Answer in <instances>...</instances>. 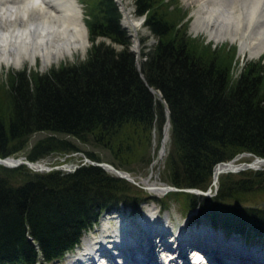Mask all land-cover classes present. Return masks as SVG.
<instances>
[{
	"label": "trees",
	"instance_id": "1",
	"mask_svg": "<svg viewBox=\"0 0 264 264\" xmlns=\"http://www.w3.org/2000/svg\"><path fill=\"white\" fill-rule=\"evenodd\" d=\"M80 1L91 43L86 58L44 73L8 72L0 83V157L37 161L77 150L61 134L107 150L110 162L129 172L133 162H151L152 130L165 124L166 105V184L206 191L218 162L242 152L264 157L261 62H246L234 77L235 50L188 34L177 24L183 14L170 8V0H132L135 14L145 15L144 26L155 39L141 53L145 59L138 70L116 3ZM39 132L49 135L24 151L29 136ZM263 186L264 170H246L219 176L211 198L170 192L157 200L141 192L136 196L134 186L96 165L71 172L0 165V264H52L78 245L103 212L123 205L139 215V206L149 200L161 211L177 204L184 215L197 208L198 217L214 228L263 240L264 207L244 205Z\"/></svg>",
	"mask_w": 264,
	"mask_h": 264
},
{
	"label": "bare ground",
	"instance_id": "2",
	"mask_svg": "<svg viewBox=\"0 0 264 264\" xmlns=\"http://www.w3.org/2000/svg\"><path fill=\"white\" fill-rule=\"evenodd\" d=\"M186 4L190 7L198 5L193 31H206L208 37L215 41L237 42L240 52L248 51L250 56H259L264 52V0H187ZM15 5L17 10L12 14L15 19H8L6 14L5 19L0 22V67L5 65L19 68L24 63L32 67L37 66L39 60L40 69H45L66 57H72L76 52L86 51L87 30L76 1L15 0ZM123 13H126L125 9ZM123 23L132 32L134 49L139 58L136 37L142 20L125 18ZM167 134L166 130L165 136L163 135L164 146L151 161L152 170L159 165L164 155ZM152 175L150 172L147 179L142 181L145 184L143 186L149 187L150 191L147 193L154 195L153 197H165L167 193L160 189V182L149 183ZM151 203L153 202L144 206ZM152 210L146 206L144 213L134 218L133 221L142 230H136L129 225L130 222H117L114 213L108 215L109 222L116 221L114 231L110 232L111 227L100 222L97 226L100 228V235L96 237L93 233L96 230H93L89 236H83L82 244L67 256L68 264H113L112 256L115 264H152L153 261L159 264L178 263L174 262L175 259L182 260L183 264H203L195 250L203 252L211 264H264V255L256 250L243 248L240 241L233 238L236 236L229 238V241L223 240L220 235L213 233L212 227L211 230L207 226L195 231L183 230V226L172 233L171 223L164 219L161 225L157 213ZM195 213L199 215L198 209H195ZM156 221L158 225L155 224ZM164 238L177 244L173 253L167 251L169 245L165 244ZM163 251H167L169 255L164 262L161 260L165 257L162 255ZM187 251L192 252L190 260L186 257ZM201 259L204 260L202 257Z\"/></svg>",
	"mask_w": 264,
	"mask_h": 264
},
{
	"label": "rangeland",
	"instance_id": "3",
	"mask_svg": "<svg viewBox=\"0 0 264 264\" xmlns=\"http://www.w3.org/2000/svg\"><path fill=\"white\" fill-rule=\"evenodd\" d=\"M74 1H76L78 7L81 8L80 10H81L82 19H83L84 18L83 6L81 4V1L80 0H74ZM122 1H123L124 6H122L123 8L121 7V10L122 9L126 10V13H124V19L128 18V19H133V20H138L139 21L140 18L133 14L134 9H133V5H132L131 1L130 0H122ZM169 2H170V8H172L174 10L178 9L179 14L180 15L183 14V18L181 20H178L177 24L179 26H185L188 34H190L191 36L198 37L201 41H203L204 44L213 42L214 44H212V45H216L217 47H220V45L223 44L222 42H225V44H224L226 46L225 49L230 48V49H234L235 50V54H236L235 55V59H236V61L232 62V67H231L232 68V74H233L234 77L238 76V74L242 71V68L245 66L246 62H248V61L253 60V61H256V62H261L264 65V52L261 53L259 56H250L248 51L240 52L239 45H238L237 42H231L230 40H223V41H219L218 40V41H215L214 39H210L208 37L209 35H208V32H206V31H198V32L193 31L192 26H193L194 18L196 16V14H195L196 11L195 10H197L198 5L190 7V6H188L186 4L187 0H170ZM175 5L177 7H175ZM122 12H123V10H122ZM124 19H122V23H123ZM83 23H84V20H83ZM123 25H124V23H123ZM125 29L129 31V29H127V28H125ZM131 34H132V32H131ZM138 35H139V41H138ZM136 40H137V43H138L139 52H140V50L148 51L149 48L154 44V41H155L153 36L149 33V31L147 30V28L143 24H141V28L138 30V34H137ZM210 41H212V42H210ZM105 42L108 43L109 41H105ZM88 46H89V42H88ZM133 47H134V45H133ZM137 57H138V55H137ZM85 58H86V51L84 53L76 52V53L73 54L72 57H70V58L66 57V58L60 60V62L58 64L57 63H53V64L47 66L45 69H40V61L39 60H37V66H32L30 68H28L29 66L26 63H24L19 68H15V67H12V66H8L7 67V66L3 65L2 67H0V83L1 82L3 83V82L6 81L7 74H8L7 71L8 70H21V69L26 68L27 71H29L28 69H34V70H37L39 73H44L50 67H58L61 64V62L72 63V62H75V61L84 60ZM137 59H138V62H140L141 56H140V59L139 58H137ZM137 65L139 66L140 63H137ZM154 96L156 98L158 97L156 92H154ZM48 135H49L48 132H39V133L32 134L31 136H29V138H28V140H27V142L25 144L24 151L26 149H30L31 146L37 140H39L41 138H44V137H46ZM151 135H152V144H151V151H150V160L153 162V159L155 157H157L158 151L160 149V143H161V140L163 138L162 129L159 130L157 128V126H155V128H153V130H152V134ZM58 136L59 137H66L69 140H71V142L73 144H75L77 150L72 151V152L50 153L49 155H47L45 158H43L41 160L46 165L52 166V165H59V164H68V165L80 164V163L85 162L84 161L85 157H88L86 152L93 153L96 157H98L100 159L99 161H104V162L111 163L110 162L111 155L109 154V152L107 150L102 149L100 147H97L95 145L89 144V143L81 142L80 140L75 139V138H73L71 136H65V135H61V134H58ZM168 149L169 148H168V139H167V141L165 143V152H164V155L161 157L158 166L154 167V169L152 170L153 164L151 162H149L147 164H145L143 162H139V161L138 162H133V165L131 166V171H129V173L132 176L134 175V177H136V181H139L140 179H147L149 173L152 172L153 173L152 179L149 180V183L154 182V181H156L157 183H159V182L160 183H165L163 181V179H164V175H163V172H164V158H165V156H166V154L168 152ZM249 160H250L249 157H243V158L238 159L236 162H238V161L239 162L240 161H249ZM262 170H264V169H262ZM244 171H246V170H244ZM244 171H240V172H244ZM248 171H252V170H248ZM240 172H226V173H223L221 175H225V174H229V173L239 174ZM221 175H219V176H221ZM132 186H134L135 189H136V193H137L136 196L140 197L141 193L144 196H147V197L152 196L151 194L147 193V191H145L142 188V186H143L142 184H140L139 187L136 186V185H132ZM154 198L157 199V200L164 199L163 196H160V197H156L155 196ZM244 205L246 207H250V208H258L260 206L264 207V191L258 193L257 195L250 196V198L248 200H245ZM146 206L151 208V209H153L152 210L153 213H155V214L157 213V219L159 217L158 221H161V223H160L161 225H162V222L164 221V219H166L167 222L171 223V225L173 226V230L171 231L172 233H176L177 230L179 228L183 227V226H184L183 230H187V229H191L192 228L195 231V230H199L197 228H202V227H205V226H207L208 228L211 229L210 223L207 220H205V218L199 217V220H195V218H198L196 216L197 213H195V211L188 212L186 215H184V214H182V212L178 208L177 204L175 205L174 203H171L170 209L166 213L160 212L158 206L156 204H154V203H151V204L146 205ZM146 206H142L143 207V211H142L143 213H144V209H145ZM129 212H130V217H132L133 215H132L131 211H129ZM107 216L108 215H106V216L101 218L102 223L107 224L109 222V220L107 219ZM158 221L155 222L156 225H158ZM108 224L111 227V231L110 232H113L114 229H115L116 224L113 223V221H110V223H108ZM194 226H196L197 228H193ZM95 230L96 231H94L93 233H95V236L98 237L100 235V228L96 227ZM212 231H213L214 234L220 235L221 239H223V240H228L229 241V238L230 239L234 238L236 241H240L239 243L246 242L247 246L252 245V246L255 247V246H259L257 244H260L261 247H262L264 245V241H259V239L255 240V239H251L250 237H245V236L241 237V236H239L237 234H234V235L233 234H229V235H227L226 233H223V232H222L223 233L222 234L219 230H216V231L212 230ZM89 235L90 234H87V236H89ZM232 236H236V238L235 237L232 238ZM163 241L166 242L165 244H168V245L170 243L169 238H164ZM155 250H156L155 253H157L158 252L157 249H155ZM162 255L163 256H168V258H169V255H168L167 251H163ZM262 255H264V252H262ZM60 262H62V263H60ZM60 262H57V263H54V264H68L67 257L66 258L64 257Z\"/></svg>",
	"mask_w": 264,
	"mask_h": 264
},
{
	"label": "water",
	"instance_id": "4",
	"mask_svg": "<svg viewBox=\"0 0 264 264\" xmlns=\"http://www.w3.org/2000/svg\"><path fill=\"white\" fill-rule=\"evenodd\" d=\"M150 91L152 93L155 92L154 89L150 88ZM158 98L161 100V94L158 93ZM165 111H166V122H165V126L163 127V132L164 134L166 133V130H168L169 126H170V122H169V111L167 109V107H165ZM165 136V135H164ZM168 136V135H167ZM163 139L161 140V148L163 147ZM243 156H248L250 157L249 161H241V162H235L236 160H238L239 158L243 157ZM84 161L90 164H94L97 166L102 167L104 170L108 171L109 173L114 174L117 177H120V179H124L127 182L136 185V186H140V184L145 185L142 183V181H145L144 179H140L139 181H135V177L132 176L130 173H128L125 170L116 168L114 165L108 163V162H103V161H93L87 157L84 158ZM0 164L6 167H14V166H18L19 164H26L28 167L32 168L33 170H38V171H49V170H53V169H59L62 171H66V172H70L73 171L74 169H76V167H78V165H67V164H61V165H56V166H48L46 164L43 163H38V162H30L26 159H24L23 157H19V158H12V157H0ZM261 170L264 169V157H260L257 155H254L252 153L249 152H243L240 153L238 155H236L233 159L228 160V161H222V162H218L214 168H213V180L211 183V187H213L214 189L217 188V182H218V174H222V173H226V172H240L242 170ZM160 185V189L165 192H186V193H193L196 195H205V196H209V194L211 193V187L208 188V190L206 192H202L200 190H195V189H177L175 187H171L167 184H159ZM142 188L145 191H150L149 187H145L142 186ZM151 188H155V187H151Z\"/></svg>",
	"mask_w": 264,
	"mask_h": 264
},
{
	"label": "clouds",
	"instance_id": "5",
	"mask_svg": "<svg viewBox=\"0 0 264 264\" xmlns=\"http://www.w3.org/2000/svg\"><path fill=\"white\" fill-rule=\"evenodd\" d=\"M15 0H0V22H2L7 14L8 19H15L13 13L16 12Z\"/></svg>",
	"mask_w": 264,
	"mask_h": 264
}]
</instances>
